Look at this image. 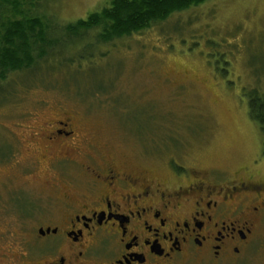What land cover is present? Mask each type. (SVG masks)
<instances>
[{
    "label": "rangeland",
    "instance_id": "rangeland-1",
    "mask_svg": "<svg viewBox=\"0 0 264 264\" xmlns=\"http://www.w3.org/2000/svg\"><path fill=\"white\" fill-rule=\"evenodd\" d=\"M110 2H20L7 15L35 16L48 40L38 44L35 68L0 83L5 230L17 195L33 198L49 179L24 139L63 113L84 129L95 156L157 179L190 169L225 184L249 170L264 182L263 136L246 103L248 92H264V0H207L108 43L98 29H66ZM256 239L247 264H264V223Z\"/></svg>",
    "mask_w": 264,
    "mask_h": 264
},
{
    "label": "flooded vegetation",
    "instance_id": "flooded-vegetation-1",
    "mask_svg": "<svg viewBox=\"0 0 264 264\" xmlns=\"http://www.w3.org/2000/svg\"><path fill=\"white\" fill-rule=\"evenodd\" d=\"M33 126L24 142L49 179L13 200L0 264H247L264 223L249 170L225 184L190 169L157 179L95 156L68 114Z\"/></svg>",
    "mask_w": 264,
    "mask_h": 264
},
{
    "label": "trees",
    "instance_id": "trees-1",
    "mask_svg": "<svg viewBox=\"0 0 264 264\" xmlns=\"http://www.w3.org/2000/svg\"><path fill=\"white\" fill-rule=\"evenodd\" d=\"M39 0H0V83L11 82L9 78L20 71H31L38 64L36 56L38 44L46 40L47 34L41 22L35 16L25 19H10V11L17 15V6L21 3ZM207 0H111L103 7L85 17L84 20L66 26L71 34L98 29L99 41L108 43L113 39L130 36L148 28L153 21H163L169 15L196 7ZM41 27V28H40ZM44 51L38 56L44 57ZM9 78V80H8ZM25 89L28 87H24ZM12 93V90L9 92ZM9 101V100H8ZM248 114L259 125L263 136L264 154V92L259 89L247 93ZM8 156H3L6 159Z\"/></svg>",
    "mask_w": 264,
    "mask_h": 264
}]
</instances>
